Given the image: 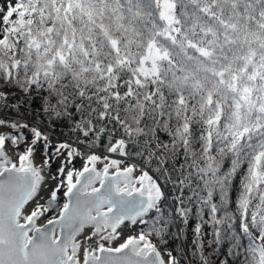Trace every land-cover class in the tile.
<instances>
[{"label": "snow or ice", "instance_id": "snow-or-ice-1", "mask_svg": "<svg viewBox=\"0 0 264 264\" xmlns=\"http://www.w3.org/2000/svg\"><path fill=\"white\" fill-rule=\"evenodd\" d=\"M0 264H264V0H0Z\"/></svg>", "mask_w": 264, "mask_h": 264}, {"label": "trees", "instance_id": "trees-1", "mask_svg": "<svg viewBox=\"0 0 264 264\" xmlns=\"http://www.w3.org/2000/svg\"><path fill=\"white\" fill-rule=\"evenodd\" d=\"M188 236H189V242L191 241V230L189 229V232H188Z\"/></svg>", "mask_w": 264, "mask_h": 264}]
</instances>
